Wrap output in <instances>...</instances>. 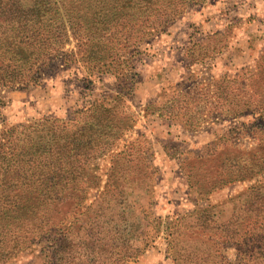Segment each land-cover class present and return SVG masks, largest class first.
<instances>
[{"label": "rangeland", "instance_id": "1", "mask_svg": "<svg viewBox=\"0 0 264 264\" xmlns=\"http://www.w3.org/2000/svg\"><path fill=\"white\" fill-rule=\"evenodd\" d=\"M160 24L140 42H131L119 64L133 79L127 100L136 116L132 129L89 163L103 183L111 158L128 141L141 133L151 142L157 170L152 204L145 213L140 195L128 197L124 206L129 241L142 242L140 248L146 243L129 264H264V253H255L258 244L251 238L256 232L251 229L253 214L243 210L247 198H237L250 186L264 185V172L215 187L199 199L197 192H189L182 169L196 176L209 169L218 176L219 161L203 162L207 155L238 157L237 150L261 147L264 102L258 112L231 113L242 102L239 88L249 82L264 52V0H202L179 6L162 16ZM68 35L29 81L0 80V130L43 118L65 122L75 111L115 94L120 82L112 75L90 73L82 53L75 54L76 36ZM194 43L198 45L189 50ZM97 194L92 190L87 204ZM200 209L206 211L201 214ZM200 223L214 233L209 240ZM235 227L241 229L237 237H222ZM243 228L248 238L238 244ZM40 246L7 264H47L48 251L40 253Z\"/></svg>", "mask_w": 264, "mask_h": 264}, {"label": "trees", "instance_id": "2", "mask_svg": "<svg viewBox=\"0 0 264 264\" xmlns=\"http://www.w3.org/2000/svg\"><path fill=\"white\" fill-rule=\"evenodd\" d=\"M201 1L0 0L1 83L35 77L38 65L67 41L68 32L76 36L75 54L82 53L90 73L112 75L120 82L110 99L92 102L65 122L43 118L0 130V264L37 244L40 253L49 252L47 264H129L142 252L146 243L140 248L142 242L137 245L128 239L124 206L128 197L140 195L146 201L145 213L152 204L157 170L151 142L141 133L128 141L111 158L103 183L89 163L109 152L136 121L127 105L133 79L119 69L124 50L149 35L152 26L161 25L162 16ZM248 78L239 88L242 102L231 113L234 116L263 109L264 52ZM259 141L261 147L255 150H237L238 157L207 155L203 162L219 161L218 176L209 169L196 176L183 166L189 192H197L201 199L215 187L263 173L264 137ZM92 190L98 194L87 204ZM243 195L244 212L253 214L255 253L263 254L264 185L250 186L237 198ZM246 229L238 244L248 238ZM199 230L208 232L204 237L208 240L214 234L205 223ZM240 232L236 227L224 230L222 237L235 238Z\"/></svg>", "mask_w": 264, "mask_h": 264}]
</instances>
